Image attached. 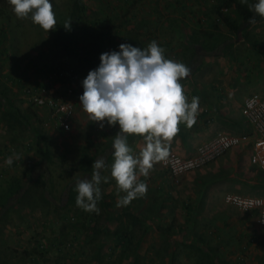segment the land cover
Wrapping results in <instances>:
<instances>
[{
    "label": "rangeland",
    "instance_id": "1",
    "mask_svg": "<svg viewBox=\"0 0 264 264\" xmlns=\"http://www.w3.org/2000/svg\"><path fill=\"white\" fill-rule=\"evenodd\" d=\"M77 2L80 0H50L65 36L77 33L76 38L87 35L91 40L106 34L101 53L119 51L121 43L143 49L149 44L144 39L153 37L164 48L166 58L182 62L190 69L180 83L189 102L192 97L199 98L196 122L191 128L184 123L179 125L178 134L168 145V156L194 155L198 145L218 132L241 130L240 110L245 98L264 91V17L255 13V23L249 21L236 32L215 19L216 0H81L85 8L83 19L72 15ZM176 4L177 12L163 13V8ZM109 8L114 19L106 24L103 13ZM236 10L234 6L225 11L235 19ZM69 20L71 26L65 28ZM95 20L99 21L97 25ZM136 27L144 29L142 42L134 34ZM54 29L45 31L30 16L17 18L9 0H0V38L4 40L0 52L6 47L11 54L7 60L0 54L1 97L25 116L31 112L29 94L23 91L25 85L21 87L17 81L10 83L8 78H20L22 66L28 67L25 76L29 78L30 88L53 82L50 66H57L66 58L73 67L72 81L76 84L95 69L84 54L70 51L63 34ZM31 60H35L33 65ZM35 63L42 69L38 71ZM82 93L80 88L71 97L78 109L70 129L44 123L40 125L44 133L40 138L20 120L8 115L7 101L0 100V129L7 128L0 131V149L13 147L10 154H0V194L15 181L28 188L31 176L38 174L32 171L33 165L44 157L45 147L52 155V163L47 162L52 192L58 199L68 182L91 177L80 166L86 158L84 151L100 154L104 148L113 149L119 126H109L105 121L101 129L98 122H93L80 104ZM35 120L34 116L30 118L32 126L37 125ZM127 141L133 155H138L143 137L130 135ZM9 157L11 165L6 163ZM14 159L18 160L15 165ZM162 161L154 164L147 177H139L147 184V194L132 200L127 209L130 215L123 217V222L131 223V247L139 255L123 264H132L137 258L142 261L135 264H264V227L258 220V212H242L225 202L228 193L264 197V170L247 164L243 153L230 150L175 183ZM107 163L102 174L108 177L107 182L102 180L98 187L112 208L121 211L124 207L117 206V202L125 194L118 192L110 175L113 156ZM44 180L45 176L31 191L11 200L7 209L0 208V264H83L80 259H89L100 241L104 242L106 262L107 259L118 261L116 255L108 254L117 242L110 231L116 230L121 222L115 219L108 222L106 211L98 203L99 212L85 211L86 219L70 210L66 203L62 207H57L59 201L47 203L43 198ZM91 214H100L97 225L102 228V234L95 235L94 241L90 240L95 234ZM78 233L80 240L70 248L66 242ZM41 243L45 246L43 251L39 249ZM93 264L105 262L94 260Z\"/></svg>",
    "mask_w": 264,
    "mask_h": 264
},
{
    "label": "clouds",
    "instance_id": "2",
    "mask_svg": "<svg viewBox=\"0 0 264 264\" xmlns=\"http://www.w3.org/2000/svg\"><path fill=\"white\" fill-rule=\"evenodd\" d=\"M19 19L29 16L34 24L45 31L56 26L53 5L50 0H9ZM250 11L264 17V0H241ZM255 23L253 19L250 21ZM70 28L71 21H66ZM119 51L103 52L100 64L90 70L83 79V93L79 100L83 111L101 129L106 121L109 126L118 124L119 131L113 140V163L110 175L116 181L120 197L117 206H126L147 194V184L139 179L147 177L154 164L164 160L168 145L179 132V125L191 128L196 122L199 98L191 102L183 91L180 81L190 69L184 63L165 57V50L155 40L146 48L121 43ZM130 135L142 136L143 147L133 155L128 145ZM12 164V158L6 160ZM106 167L103 158L92 165L90 178L77 179L76 205L89 212H99L97 201L101 199L98 185L108 177L101 175Z\"/></svg>",
    "mask_w": 264,
    "mask_h": 264
},
{
    "label": "trees",
    "instance_id": "3",
    "mask_svg": "<svg viewBox=\"0 0 264 264\" xmlns=\"http://www.w3.org/2000/svg\"><path fill=\"white\" fill-rule=\"evenodd\" d=\"M129 1V0H127ZM215 1V0H214ZM255 0H249V3H254ZM214 8H213V12L216 16V20L217 21H223L224 23H226L227 26L230 27V29H233L234 31L238 32L241 28L244 27V25H246L247 22L253 20L256 17L255 12L250 11L248 8L247 4H242L241 0H216V3L214 4ZM236 7V13L238 15V18H233L231 16V14L227 13L225 10L229 9L231 7ZM111 9L109 8L107 11H105L104 14V20H106V24H108L109 22L113 21V16L110 14L111 13ZM72 15L77 16L79 18L83 19V15H85V8L84 5L80 2H77L74 8V11L72 13ZM240 17V19H239ZM79 18H77V20H80ZM199 20L204 21V18L201 17H197ZM99 23V21L95 20V24L97 25ZM92 24V23H91ZM93 26V25H92ZM108 27V26H107ZM113 27V26H110ZM110 27H108V29H111ZM54 32H57L58 34L62 33L63 36L62 38L65 40V42L67 43V46L69 47L70 51L73 50H77V52H80L82 54H84L86 57V59L89 62V65L91 68H97L100 64V55H101V51L103 47V42L105 41L106 38V34L104 36V34H101L100 36H98L97 38H91V40L89 39V36H80L82 37L81 39L76 38V34H66L63 32H66L64 30V27L61 23L58 22V20L56 19V26L54 29ZM75 32V31H72ZM134 34L137 36V38L139 39V42L141 41V37L144 34L143 32L140 31L139 27H136L134 29ZM3 35L5 34L4 32H2ZM205 35H209L208 32H205ZM194 42V41H193ZM4 43V40L2 38H0V45H2ZM83 45V47H82ZM6 47H4L3 51H1V55L4 56V59H8V57L11 55L9 54V51L7 49H5ZM89 51H88V50ZM195 55V54H194ZM194 57V56H193ZM35 60H31L30 64L34 63ZM33 65V64H32ZM34 66L36 67V69L39 71L42 69V67L39 66L38 63H35ZM24 67V68H23ZM38 67V68H37ZM69 68L73 71V67L70 65V61L69 59H65L63 60V62H61L60 64H58L57 66H50L51 72H52V77L55 80H59L60 76L59 73L61 70H65L66 68ZM23 70L21 72V76L20 78H18L17 80L15 79V77L13 76H8L10 81L16 82L22 87V85L27 86L28 82L27 80H29L28 76H25L28 70V67L26 66H22ZM42 83L38 84L37 86H34L37 89H41L42 88ZM81 87H79L80 89ZM83 89V88H81ZM78 90V89H77ZM75 90V92L77 91ZM3 92L0 91V100L3 102L7 101L8 103V108H9V114L11 115L13 118L20 120L21 123H23L25 125V127H27L28 129H30L32 131V133L36 134V136L38 138L43 136V132H42V126L44 124V120L43 118L38 115V110L34 108V106H37L34 102H30V107L28 108L31 112L25 116L22 112H20L19 109L15 108L13 106V104L11 102H9L6 98H2L1 96ZM76 103V102H75ZM77 105V103H76ZM40 107V106H37ZM43 107H47V106H43ZM48 108V107H47ZM49 109V108H48ZM78 109V106H77ZM50 115V110L49 113ZM34 116L36 118L35 123L37 125L32 126V123L30 121V118ZM46 146V144L44 145ZM5 152V155L10 154L11 151L13 152V147L12 146H7L5 147V149H3ZM85 155L83 157H86L85 159L83 158L82 161L80 162V166L84 169V171H86V173H90V175L92 174V165L94 163L95 160L103 158L105 160V163L108 164L107 162L110 161V158L113 156V149L111 147L108 148V150H106V148H104L102 150V153L98 154V153H93L91 151H84ZM51 152L50 150L45 147L44 148V157L38 159L32 168V171H37V175H32L31 176V180L30 183L28 185V188H25L26 186H22L19 184V182H11L9 184V186L5 187V189L3 190V192L0 194V208L5 210L7 209V205L9 204V202L11 200H17L20 198V196L24 195L26 192L31 191L34 187V185H36L37 183H39V179H41L43 176L46 177V180H44L43 183V198L44 201H46L47 203L52 202L53 204L56 201L60 202L59 205H57V207H62L65 203L66 206L70 207V210L76 211L77 214H79V216H82L86 219L87 214L85 213V210L81 209L80 207H78L76 205V197L78 195L77 191L75 190V184L77 179H83L84 177H79L76 178L75 180H72L70 182L67 183V185H65L64 189H63V194L61 195V198L58 199L55 194H53L52 192V183H51V175H50V167L48 165V162L52 163V157H51ZM48 160V162H47ZM18 162V160L13 161V164L15 165ZM31 171V173H32ZM43 174H40V173ZM103 174V169L101 170V175ZM3 198V199H1ZM56 198V199H55ZM64 201V202H63ZM66 201V202H65ZM98 204H100V206L104 209V211H106V215L105 218L107 219V221H112V220H118L121 222V224L118 225V227L116 228V230L114 231H110V233H112L113 236H115L114 238H116L117 242H116V246L112 247L113 252H111L110 254H108L109 256H113L116 255L118 261H113L110 262L107 259L106 262V258L108 256H106V253H103V248L104 246V242L100 241L99 243L95 244L94 250L91 254H89V259H80V261L83 262V264H93V261L95 260H99L102 263L105 262V264H123L125 261H127V259H129L130 257H134V255L136 254V250H132V244H133V235L131 234L132 232V226L130 222H123V217L130 215L131 211L127 210L130 208V204L123 206L124 210L121 211H117L116 209L112 208V204L110 202H107L104 196H101V199L99 201H97ZM81 209V210H80ZM117 211V212H116ZM100 216V214H94V216L91 214V220L90 222H93L94 225L92 227L93 232L95 234H93V237H90V240L94 241L96 240L95 235L97 236V234H102L101 233V229L99 227V225H97V221H98V217ZM74 219V218H73ZM76 219V218H75ZM77 221V219H76ZM76 224V223H75ZM91 226V224H89ZM107 226V225H106ZM84 228V227H83ZM105 228V226H104ZM106 233L108 232V229H106ZM81 234H75L72 239L68 240L66 242V244L71 247H73V244L75 243V241L80 240L79 236ZM86 242H91V241H86ZM92 244V243H91ZM90 244V245H91ZM136 245V244H135ZM44 244H39V249L41 251L44 250ZM122 247V249H120L118 251V253L116 254L117 250ZM139 255L136 254L135 257H138ZM33 261L35 262V258L33 259ZM141 262V258H137L134 260V262L132 264H135V262ZM154 261V260H152Z\"/></svg>",
    "mask_w": 264,
    "mask_h": 264
},
{
    "label": "built area",
    "instance_id": "4",
    "mask_svg": "<svg viewBox=\"0 0 264 264\" xmlns=\"http://www.w3.org/2000/svg\"><path fill=\"white\" fill-rule=\"evenodd\" d=\"M72 75L73 71L66 68L60 71L59 80L43 84L41 89L29 86H24L23 89L29 94L28 101L40 107L47 106L52 121L64 130L70 129L72 119L77 113V105L71 97L75 90L83 88L82 82L76 84L72 81ZM46 124L49 126L48 122ZM239 125V132L222 131L201 143L194 155H172L165 158L162 165L168 170L171 179L180 183L189 172L216 161L230 150L243 153L253 167L264 170V91L245 98L241 106ZM225 202L242 212H258V220L264 227L263 196L228 193Z\"/></svg>",
    "mask_w": 264,
    "mask_h": 264
},
{
    "label": "crops",
    "instance_id": "5",
    "mask_svg": "<svg viewBox=\"0 0 264 264\" xmlns=\"http://www.w3.org/2000/svg\"><path fill=\"white\" fill-rule=\"evenodd\" d=\"M128 2H130V0L128 1ZM174 6H175V9H173L174 8ZM176 6H177V4L176 5H172V6H170V7H168L166 10H165V8H163V13H172V12H177V9H176ZM185 8V7H184ZM173 9V10H172ZM186 9V8H185ZM142 10H143V12L145 11V9H144V5H143V7H142ZM133 17H134V19H138V20H141L140 19V17L139 16H136V15H133ZM146 23V22H145ZM140 31L141 32H144V29L143 28H141L140 29ZM154 39H153V37H151V39H149L148 37L147 38H145L144 39V42L145 43H150L151 41H153ZM1 53V52H0ZM71 65V64H70ZM10 82V81H9ZM12 83H13V81H12ZM40 110V111H39ZM38 110V115H40L41 117H43V116H45L46 117V119L44 120V123H49V125H51L52 124V126H57V125H55V123L52 121V118H51V116L48 114L49 113V109L47 108V107H40V109ZM43 115V116H42ZM240 116H241V110H240ZM61 129H63L62 127H60ZM3 130H5V131H7V128H2V129H0V131H3ZM222 132V131H221ZM219 133V132H218ZM215 136V135H214ZM213 136V137H214ZM212 138V137H211ZM211 138H209V139H211ZM196 150H197V148L195 149V151L193 152V153H196ZM0 154L3 156V155H5V152H4V150H1L0 149ZM247 162V164H250L248 161H246ZM251 165V164H250ZM186 176V175H185ZM185 176H184V178H185ZM171 178V177H170ZM173 181V180H172ZM174 182V181H173ZM233 208V207H232ZM234 209V208H233Z\"/></svg>",
    "mask_w": 264,
    "mask_h": 264
}]
</instances>
